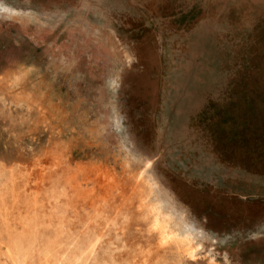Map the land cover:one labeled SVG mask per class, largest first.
Returning <instances> with one entry per match:
<instances>
[{"label":"rangeland","instance_id":"rangeland-1","mask_svg":"<svg viewBox=\"0 0 264 264\" xmlns=\"http://www.w3.org/2000/svg\"><path fill=\"white\" fill-rule=\"evenodd\" d=\"M38 160L83 221L155 188L201 249L151 264H264V0H0V162Z\"/></svg>","mask_w":264,"mask_h":264},{"label":"bare ground","instance_id":"bare-ground-1","mask_svg":"<svg viewBox=\"0 0 264 264\" xmlns=\"http://www.w3.org/2000/svg\"><path fill=\"white\" fill-rule=\"evenodd\" d=\"M26 77H27V75H26ZM35 80H36V78H35ZM18 86H19V84H18ZM44 86H45V84H43L42 87H44ZM21 87H19V88H21ZM19 88H18V90H19ZM44 89H46V88H44ZM69 91H70V89H69ZM27 109H29V108H27ZM39 111H40V109H39ZM69 111H71V110H69ZM81 111H79L80 114H81ZM58 112H60V110ZM90 112H92V111H90ZM40 115H43V114L41 113ZM11 116H13V115L11 114ZM100 116H102V115H100ZM43 117L45 118V116H43ZM43 117H42V119H43ZM62 119H63V117H62ZM11 121H12V119H11ZM16 122H14V123H16ZM62 123H63V120H62ZM70 123H72V122H70ZM70 123H69V125H70ZM90 125H91V123H90ZM22 126H23V124H22ZM38 126H39V124H38ZM60 126H61V124H60ZM91 126H89V127L91 128ZM16 127H17V125H16ZM96 129H99V128H96ZM85 132H87V131L85 130ZM73 134L75 135V133H73ZM48 135H49V133H48ZM16 136H18V135H16ZM50 137H51V135H50ZM92 137H95V136H92ZM44 140H47V138ZM56 141H58V140L56 139ZM98 142H99V140H98ZM71 145H72V143H71ZM20 149H21V147H20ZM82 150H83V148H82ZM39 152H40V150H39ZM108 152H111V151H108ZM40 154H41V152H40ZM75 154H76V152H75ZM90 154H92V153H90ZM38 157H41V156H38ZM46 158H48V157H46ZM4 159H5V157H4ZM34 159H33V161H34ZM50 159L56 160L58 158L51 156ZM33 161H32V163H33ZM49 162L50 161H48V163ZM138 163H139V161H138ZM75 164H76V162H75ZM10 166L8 168L3 163L0 162V253L3 249L2 252H4L3 253V255H5L4 257H6L7 260L9 259L8 262L10 261L11 264H34L35 263L34 256L36 253H38L41 256V260L39 262H37L36 264H151V262L156 261L157 258H159V256L162 253H165L169 249L172 252V255L174 257H176L177 260H180L179 262H181L185 258L193 260L198 255L199 250L201 249L200 244L195 242V239L193 238V236H194L193 233L190 230L185 229L184 227H186V226H184V227L180 226L181 224L176 220V217H175L176 215H174V213L170 209H168L169 207L168 208L166 207L164 200H162L159 197L155 188H153L149 183L147 184L145 182V185H144L145 187L139 186L140 188L135 189V193H133V195L135 197L131 201H129L128 199L125 198L124 192H126V191H124V189H126V188H121L120 189L121 192L118 195L115 194L117 197L115 196L112 199L114 203H116V202L121 203V204H117V210H114L116 212V215H119V217H117V218H115L113 216L108 217L103 211L98 212L96 210L97 211L96 212L97 217L100 220H102V225H101V223L91 222V220L90 221L89 220L83 221L84 218L81 219V217L79 216L81 214V212L77 209V206L74 205V201H72V199L76 198L75 196L77 194L81 193L80 191L83 189L79 188L78 184H76L74 181H72L73 183L71 182V184H70L68 182L69 179L64 180L63 178H61V179H63L62 180L63 182H62L60 180L61 175H59L56 170L51 172L50 176L44 178V173H43V171H41L42 169H41V165L39 164V160H38V162H35V164L32 166L36 169L35 175L37 176L36 179L33 180V183L31 181L32 179H30V176L34 175V172H31V173L28 172V174H23V172L18 170L19 168L17 169L13 166H11V167ZM103 166H105V164ZM103 166H102V169H103ZM55 168H59L58 165H56ZM24 169H26V168H24ZM29 169H30V165H29ZM62 169H64V168H62ZM83 171H85V170H83ZM101 171H103V170H101ZM85 172H87V171H85ZM98 173H101V172L98 171ZM107 175H108V173H107ZM85 176H88V175H85ZM111 179L113 180L112 182H114L115 178L113 179V177H112ZM81 180L85 181L86 179L82 178ZM88 182H89V179L87 178L86 184H88ZM136 182H138V181H136ZM31 183L34 184L35 186H38L36 184L40 183L41 187H43V185L45 183H47L50 186L49 187L47 186L46 188H39V190H41V189L43 190V192H40V191H37L38 190L37 188H35L36 190H32L33 188L31 187L32 186ZM97 183H98V181H97ZM120 183H119V185H120ZM115 187H117V186H115ZM121 187H122V184H121ZM132 187L134 188V186H132ZM103 189L104 188H102L101 190H103ZM105 189H106V187H105ZM89 191H87V193H86V191L85 192L82 191V193H86L89 196V194H90ZM105 192H107V189ZM105 192H104V196H105ZM129 192H131V191L129 190ZM111 193H113V192H111ZM108 194L109 193H107V195ZM41 195H43L44 198L40 202L39 197ZM90 195H91V198H93V196H92L93 194H90ZM109 195H111V194H109ZM126 196L128 197V194ZM106 198L107 197H105V199ZM78 199L79 198H77V200ZM81 200L84 201L83 199H81ZM86 200L89 201L88 198ZM92 203H94V202H92ZM123 203H125V206H122ZM77 204H78V202H77ZM86 206H89V205L86 203ZM118 207H122V208L118 210ZM95 208H96V206H95ZM93 209H94V207H93ZM103 209H105V208L103 207ZM115 212L113 214H115ZM91 213H93V212H91ZM118 218H120V219H118ZM94 219H95V217H94ZM92 220H93V218H92ZM118 220H121L122 223L121 224L118 223ZM98 222H99V220H98ZM182 222H184V221H182ZM93 224H95V225H93ZM108 227H112L111 229H113L116 233L113 236V241H112V239H110L106 243V242H104V240H105V238L108 239L107 238L108 237V231L105 228H108ZM133 229H134L135 234H133V232H131ZM142 232H147L146 235L148 237H146V236L145 237L147 239H150V240H147V242H145V244L143 243L144 241L141 240L142 237H140ZM44 234H45L44 242L42 243L41 246H36L38 239L42 238V236ZM143 238H144V236H143ZM119 243L121 244V246ZM104 244H106V245L103 247ZM99 250L101 251V253ZM158 263L159 262H157V264Z\"/></svg>","mask_w":264,"mask_h":264}]
</instances>
